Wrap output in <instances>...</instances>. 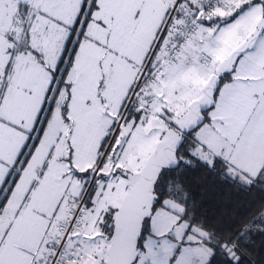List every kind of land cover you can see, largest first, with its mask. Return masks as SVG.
<instances>
[{
    "label": "snow or ice",
    "instance_id": "obj_1",
    "mask_svg": "<svg viewBox=\"0 0 264 264\" xmlns=\"http://www.w3.org/2000/svg\"><path fill=\"white\" fill-rule=\"evenodd\" d=\"M0 264H264V0H0Z\"/></svg>",
    "mask_w": 264,
    "mask_h": 264
},
{
    "label": "trees",
    "instance_id": "obj_2",
    "mask_svg": "<svg viewBox=\"0 0 264 264\" xmlns=\"http://www.w3.org/2000/svg\"><path fill=\"white\" fill-rule=\"evenodd\" d=\"M197 194L199 193L198 188L193 189ZM209 193L212 196L211 203H227V202H236V201H244L248 199L242 193H235L227 189L226 187L219 185H211L209 187Z\"/></svg>",
    "mask_w": 264,
    "mask_h": 264
}]
</instances>
